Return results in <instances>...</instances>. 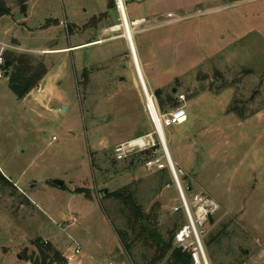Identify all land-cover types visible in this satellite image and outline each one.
Here are the masks:
<instances>
[{
  "label": "rangeland",
  "instance_id": "374dc122",
  "mask_svg": "<svg viewBox=\"0 0 264 264\" xmlns=\"http://www.w3.org/2000/svg\"><path fill=\"white\" fill-rule=\"evenodd\" d=\"M3 1L11 13L0 19V40L9 33L25 47L11 39L15 50L6 52L47 73L24 101L0 79V175L11 185L0 188V264H30L36 239L63 264L75 247L73 264L140 262L141 246L133 260L123 250L114 231L125 224L120 206L104 190L131 186L145 212L155 209L163 237L185 224L167 170L146 169L143 156L127 168L112 154L118 139L153 130L133 62L160 112L172 108L166 94L184 96L176 106L186 121L164 136L187 197L203 193L219 206L205 229L204 242L222 238L219 249L205 246L209 264H264V0ZM94 41L102 45L73 53L60 71L44 57ZM222 82L232 88L217 90ZM234 97L255 114L227 113Z\"/></svg>",
  "mask_w": 264,
  "mask_h": 264
},
{
  "label": "trees",
  "instance_id": "16d2710c",
  "mask_svg": "<svg viewBox=\"0 0 264 264\" xmlns=\"http://www.w3.org/2000/svg\"><path fill=\"white\" fill-rule=\"evenodd\" d=\"M21 10H24V7ZM10 13L11 11L9 7H7L3 0H0V18L9 16ZM3 59L5 62H8V67L6 69L9 73L7 78L8 88L18 100L25 98L31 91H33L38 86V82L42 80L47 73V69L41 62H39L38 65L32 66L30 61L27 60V56H17L13 53L5 52ZM241 70L243 76L254 74L250 69ZM30 72H34V76H29ZM215 87L217 90L232 88L230 85L223 82L221 83V87ZM201 92L204 91L196 92L188 99L196 97ZM256 93L257 91L253 93L251 101ZM161 95V90L155 92L156 98L160 101L162 97ZM165 98V101L162 100V102L171 105L172 108H169V110L180 107L176 106L179 102L178 99V102H175L172 96L168 94H166ZM246 104L247 101H238L236 100V97H234L228 107L227 113L235 115L239 120H246L255 114L246 113ZM142 156L146 159L148 154L145 153L142 154ZM137 157L134 156L132 158L133 164ZM113 162L114 160H112V163ZM125 165H127V168H130L131 161L126 162ZM161 171L163 172L164 170ZM9 186H11L9 182L0 175V188H9ZM75 192L84 194L85 198L88 200L91 199L90 195L85 193V190L78 189ZM101 194L104 199L116 201L120 206L119 212L125 224L122 229H118L115 226L114 231L126 255L133 260V252L136 247H142L140 262L132 261L131 264H192L190 255L186 252H182L174 246V235L178 228H176V226L173 227L172 230L167 231L166 237H163L157 228L158 220L155 209L150 210L148 213L145 212L143 207L138 203L131 186H126L116 191L108 192L107 194ZM112 221L114 224V220ZM221 239L220 234L211 235L208 240L205 241V246L208 249L211 247L219 249ZM32 245L35 247L38 254L37 256L30 255L26 258L30 264H63V261L65 260L63 256L54 250L48 243H44L41 239H36L32 242ZM213 250L215 249L210 250L211 258L213 257Z\"/></svg>",
  "mask_w": 264,
  "mask_h": 264
},
{
  "label": "built area",
  "instance_id": "2783aa9c",
  "mask_svg": "<svg viewBox=\"0 0 264 264\" xmlns=\"http://www.w3.org/2000/svg\"><path fill=\"white\" fill-rule=\"evenodd\" d=\"M6 48L15 50L10 46ZM4 63L1 53L0 79L4 78ZM143 95L145 98L144 109L153 130L148 134L115 146L112 151L113 157L117 162H127L128 160L133 162L134 156H142L147 153L148 156L144 160L146 169L156 171L166 169L170 173L180 203L179 207L173 208V212L180 213L185 222L174 235V246L182 252L188 253L192 264H209L204 242L205 229L209 225V217L213 218L219 211V206L212 198L203 193H192L188 198L187 191L190 189H184L179 180L183 171L175 164L173 165L166 154L167 143L164 132L170 127L182 125L186 121V113L181 106L162 113L152 92L147 90ZM178 101L184 102V96H178ZM160 130L163 134H160ZM79 252V247H75L74 253L66 259V263L73 264V258Z\"/></svg>",
  "mask_w": 264,
  "mask_h": 264
},
{
  "label": "crops",
  "instance_id": "0c3cea01",
  "mask_svg": "<svg viewBox=\"0 0 264 264\" xmlns=\"http://www.w3.org/2000/svg\"><path fill=\"white\" fill-rule=\"evenodd\" d=\"M1 19V18H0ZM136 22V21H135ZM14 40L15 42L13 43V45L14 46H16V47H18V48H25L22 44H21V40H20V38H15V37H13V36H11V35H9V33H4L3 34V37L1 38V40H0V54L1 53H4V52H6V51H9V49H7L6 47H8V46H10V47H12V48H15L13 45H11L9 42H10V40ZM126 41V40H125ZM133 43H134V41H133ZM101 44V43H100ZM99 44V41H94V42H86L85 44H82V45H79V46H75V47H70L69 49H67V50H64L63 52H55V51H50V52H48V54H44L45 56V58L47 59V61H50V62H54V61H59V62H57L58 64H59V66L56 68V69H58L59 71L60 70H63L64 68V66L66 65L65 64V59L67 58V59H69V57H72V54L73 53H75V52H77L78 50H83V49H88V48H90V47H92V46H99L100 45ZM102 45V44H101ZM134 47H135V50H136V56L138 57V59H137V61H139V64H140V70H141V73H142V75H143V73H144V71H143V66H142V63H141V60H140V56H139V52H138V49H137V46H136V44L134 43ZM48 56H52V58H50V57H48ZM54 56H58V57H54ZM96 57V56H95ZM138 64V63H137ZM133 67H134V69H135V75H136V77H137V80H138V83H139V81H140V83H139V86H140V88H141V90H142V82H141V80L139 79V77H138V75H137V73H136V67H135V65H134V62H133ZM143 71V72H142ZM133 74V73H132ZM145 74V73H144ZM146 78V77H145ZM6 81H7V78H6ZM43 83H44V78L42 79V81H41V83H40V85H39V88L37 89L38 91L41 89L42 90V88H43ZM143 83H144V85H143V87L145 86L146 87V83H145V80H144V75H143ZM141 84V85H140ZM146 89H147V87H146ZM32 92L33 91H31L25 98H23V99H21V101H24L25 99H27V98H29L30 96H32ZM142 92H143V90H142ZM38 92H36L35 94H37ZM34 94V95H35ZM34 97V99H37L38 97L37 96H33ZM142 135H145V134H141V135H139V136H142ZM138 136V137H139ZM134 138H137V136L136 137H130V138H124V139H118V141L116 142L117 144L116 145H114V147L115 146H117L118 144H121V143H124V142H127V141H130V140H132V139H134ZM113 147V148H114ZM112 151H113V149H112ZM169 152V151H168ZM136 160V159H135ZM134 164H135V161H134ZM134 164H133V162H131V167L133 168V166H134ZM64 185V184H63Z\"/></svg>",
  "mask_w": 264,
  "mask_h": 264
},
{
  "label": "water",
  "instance_id": "95a60500",
  "mask_svg": "<svg viewBox=\"0 0 264 264\" xmlns=\"http://www.w3.org/2000/svg\"><path fill=\"white\" fill-rule=\"evenodd\" d=\"M7 67H8V62H5V63H4V69H5V72H4V78H8V75H9L8 71L6 70ZM173 93H174V92H173ZM64 110H65V109L62 108V111H61V112H63ZM53 184L56 185V186H58V187H62L64 183H63L62 181L55 180V181L53 182ZM103 193H104V194H107L108 191H107V190H104ZM208 220H209V224L212 225V224H213V219H212L211 217H209ZM17 258L20 260V259H21L20 255H19Z\"/></svg>",
  "mask_w": 264,
  "mask_h": 264
},
{
  "label": "bare ground",
  "instance_id": "6f19581e",
  "mask_svg": "<svg viewBox=\"0 0 264 264\" xmlns=\"http://www.w3.org/2000/svg\"><path fill=\"white\" fill-rule=\"evenodd\" d=\"M138 23H136V22H134L133 24H131L130 26H135V25H137ZM120 28V27H119ZM123 37V36H122ZM124 37H125V39L128 41V43H129V45H130V40H129V36H128V34H127V32H126V29H125V32H124ZM136 71H137V69H136ZM137 75H138V77H139V79L141 80V77H140V74H139V71H137ZM142 82V81H141ZM139 83H140V81H139ZM141 85V84H140ZM142 90H143V92L142 93H144L145 91H147V89H146V87L144 86L143 87V83H142ZM145 90V91H144ZM160 134H163L162 133V131L160 130ZM166 154H167V156L170 158V155H169V152H168V149H167V146H166ZM170 160H171V158H170ZM171 163H172V161H171ZM173 164V163H172ZM174 165V164H173Z\"/></svg>",
  "mask_w": 264,
  "mask_h": 264
}]
</instances>
